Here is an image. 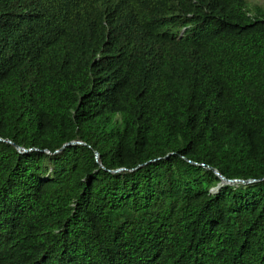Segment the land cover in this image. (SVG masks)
Returning <instances> with one entry per match:
<instances>
[{"label": "trees", "instance_id": "obj_1", "mask_svg": "<svg viewBox=\"0 0 264 264\" xmlns=\"http://www.w3.org/2000/svg\"><path fill=\"white\" fill-rule=\"evenodd\" d=\"M0 264H264V4L0 0Z\"/></svg>", "mask_w": 264, "mask_h": 264}, {"label": "water", "instance_id": "obj_2", "mask_svg": "<svg viewBox=\"0 0 264 264\" xmlns=\"http://www.w3.org/2000/svg\"><path fill=\"white\" fill-rule=\"evenodd\" d=\"M11 142V141H10ZM74 143H80V141H71V142H69V143H66L63 147H65L66 145H68V144H74ZM17 146V148H18V150L19 151H22V152H24V151H26V149H24V148H22V147H20V146H18V145H16ZM63 147L61 148V149H63ZM96 155H97V158H99V153L97 152L96 153ZM122 169H124V168H119V169H116V170H113L114 172H117V171H120V170H122ZM215 171H216V173L221 177V183L217 186V189H219L220 187H221V185H223V184H225V183H232V182H234V181H237V179H234V180H232V179H228V178H226L225 176H223L216 168H213ZM243 182H245V183H249V182H253V181H256V179H248V180H242Z\"/></svg>", "mask_w": 264, "mask_h": 264}, {"label": "rangeland", "instance_id": "obj_3", "mask_svg": "<svg viewBox=\"0 0 264 264\" xmlns=\"http://www.w3.org/2000/svg\"><path fill=\"white\" fill-rule=\"evenodd\" d=\"M257 3L264 4V0H256Z\"/></svg>", "mask_w": 264, "mask_h": 264}]
</instances>
